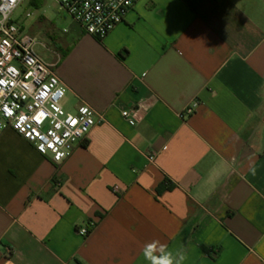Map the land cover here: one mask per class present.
I'll return each mask as SVG.
<instances>
[{"label": "crops", "instance_id": "obj_1", "mask_svg": "<svg viewBox=\"0 0 264 264\" xmlns=\"http://www.w3.org/2000/svg\"><path fill=\"white\" fill-rule=\"evenodd\" d=\"M63 33L34 52L98 122L60 164L0 135V264H151L153 241L264 264V0H141L101 42Z\"/></svg>", "mask_w": 264, "mask_h": 264}, {"label": "built area", "instance_id": "obj_2", "mask_svg": "<svg viewBox=\"0 0 264 264\" xmlns=\"http://www.w3.org/2000/svg\"><path fill=\"white\" fill-rule=\"evenodd\" d=\"M24 0H0V135L14 131L53 163L69 159L75 147L96 126V113L87 105L75 113L64 109L66 86L50 65L34 52L35 42L23 36L11 20ZM88 36L103 41L123 24L141 0H54ZM29 16V15H28ZM196 101L186 110L192 115ZM127 111L123 112L128 117ZM75 121V123H73ZM154 155L149 157L154 161ZM78 233L86 237L89 229Z\"/></svg>", "mask_w": 264, "mask_h": 264}, {"label": "rangeland", "instance_id": "obj_3", "mask_svg": "<svg viewBox=\"0 0 264 264\" xmlns=\"http://www.w3.org/2000/svg\"><path fill=\"white\" fill-rule=\"evenodd\" d=\"M27 14L30 16L27 17ZM11 20L23 33V36L36 43V49H45L50 59L56 57L53 41L66 40L64 30L73 20L52 0H43L40 9H32L29 0H25L11 16ZM57 60V59H56Z\"/></svg>", "mask_w": 264, "mask_h": 264}, {"label": "clouds", "instance_id": "obj_4", "mask_svg": "<svg viewBox=\"0 0 264 264\" xmlns=\"http://www.w3.org/2000/svg\"><path fill=\"white\" fill-rule=\"evenodd\" d=\"M157 245H158L157 241H153L151 244L145 245V249H144L145 258L148 259L151 262V264H173V259L171 258L170 254L162 257H158L153 254L154 252L159 251L162 248H165L164 245H159V248L157 247ZM148 249H150L151 251L149 252ZM179 258L180 260L184 259L183 255H180Z\"/></svg>", "mask_w": 264, "mask_h": 264}, {"label": "trees", "instance_id": "obj_5", "mask_svg": "<svg viewBox=\"0 0 264 264\" xmlns=\"http://www.w3.org/2000/svg\"><path fill=\"white\" fill-rule=\"evenodd\" d=\"M170 187H171L170 182L169 181H166V183L160 188V190L158 192L161 193V191H164V190H166V189H168Z\"/></svg>", "mask_w": 264, "mask_h": 264}, {"label": "snow or ice", "instance_id": "obj_6", "mask_svg": "<svg viewBox=\"0 0 264 264\" xmlns=\"http://www.w3.org/2000/svg\"><path fill=\"white\" fill-rule=\"evenodd\" d=\"M3 83V81H0V84H2ZM73 123H75V121H73Z\"/></svg>", "mask_w": 264, "mask_h": 264}]
</instances>
